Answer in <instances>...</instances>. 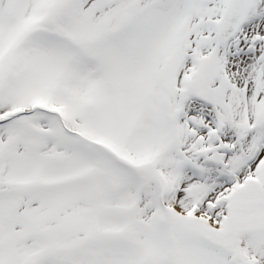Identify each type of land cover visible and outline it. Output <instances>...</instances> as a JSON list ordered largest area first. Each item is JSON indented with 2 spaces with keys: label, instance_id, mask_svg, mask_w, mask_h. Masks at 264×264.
<instances>
[{
  "label": "snow or ice",
  "instance_id": "1",
  "mask_svg": "<svg viewBox=\"0 0 264 264\" xmlns=\"http://www.w3.org/2000/svg\"><path fill=\"white\" fill-rule=\"evenodd\" d=\"M0 264H264V0H0Z\"/></svg>",
  "mask_w": 264,
  "mask_h": 264
}]
</instances>
